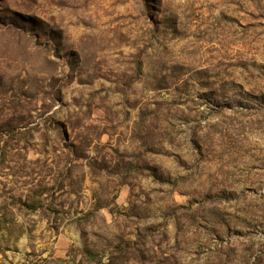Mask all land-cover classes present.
<instances>
[{
    "label": "rangeland",
    "instance_id": "rangeland-1",
    "mask_svg": "<svg viewBox=\"0 0 264 264\" xmlns=\"http://www.w3.org/2000/svg\"><path fill=\"white\" fill-rule=\"evenodd\" d=\"M0 264H264V0H0Z\"/></svg>",
    "mask_w": 264,
    "mask_h": 264
}]
</instances>
